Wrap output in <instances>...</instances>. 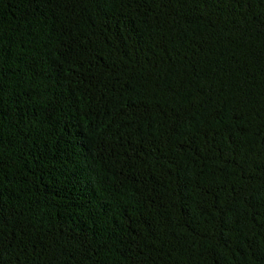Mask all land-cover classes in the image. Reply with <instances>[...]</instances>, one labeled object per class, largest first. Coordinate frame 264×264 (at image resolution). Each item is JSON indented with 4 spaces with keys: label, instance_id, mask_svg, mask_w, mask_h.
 Listing matches in <instances>:
<instances>
[{
    "label": "trees",
    "instance_id": "obj_1",
    "mask_svg": "<svg viewBox=\"0 0 264 264\" xmlns=\"http://www.w3.org/2000/svg\"><path fill=\"white\" fill-rule=\"evenodd\" d=\"M0 264H264V0H0Z\"/></svg>",
    "mask_w": 264,
    "mask_h": 264
}]
</instances>
